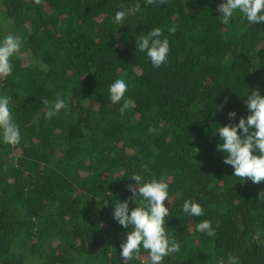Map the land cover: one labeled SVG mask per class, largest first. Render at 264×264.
<instances>
[{
  "label": "trees",
  "instance_id": "16d2710c",
  "mask_svg": "<svg viewBox=\"0 0 264 264\" xmlns=\"http://www.w3.org/2000/svg\"><path fill=\"white\" fill-rule=\"evenodd\" d=\"M223 2L0 0V42L22 38L0 76L21 137L9 145L0 130V264H151L142 247L120 257L131 226L113 218L114 204L143 199H131L133 174L168 184L165 228L180 249L161 264H264V181L234 176L215 133L247 117L253 88L264 96V23L238 10L221 23ZM157 27L170 50L153 67L136 42ZM118 78L134 102L123 114L109 98ZM57 96L68 106L48 119ZM185 200L204 215L184 213ZM203 220L215 235L196 230Z\"/></svg>",
  "mask_w": 264,
  "mask_h": 264
},
{
  "label": "clouds",
  "instance_id": "9594fccd",
  "mask_svg": "<svg viewBox=\"0 0 264 264\" xmlns=\"http://www.w3.org/2000/svg\"><path fill=\"white\" fill-rule=\"evenodd\" d=\"M40 2L41 0H35L36 4ZM146 2L152 4L155 0H146ZM160 3H164V0H160ZM139 9V3L126 10L122 7L115 13V23L122 25L126 16L135 15ZM217 10L223 24H228L237 10L250 23H264V0H224L218 5ZM175 31V27L169 29L170 33L174 34ZM162 35V30L157 27L147 35L141 36L139 42H136V48L146 52L153 67H160L166 61L170 50L168 39L166 37L161 39ZM21 43L22 38L14 35L5 36L0 42V76L6 77L11 74L10 57L19 51ZM127 90L128 85L123 78H118L109 85L110 101L113 104L123 101L119 109L121 114L134 103L131 98L125 99ZM9 102L8 96L0 97V130L4 143L15 146L20 142L21 137L18 126L13 122ZM226 102L227 97H225ZM43 103L48 105L49 101L45 99ZM245 103L249 112L246 118L242 116L238 123L225 124L216 130L215 133H218L222 140V143L217 145V151L227 153L223 162L233 167L234 176L243 182L251 180L259 184L264 181V96L253 88L251 93L247 94ZM67 106L65 99L57 96L45 113V117L50 119ZM217 107L222 108V105ZM228 115L230 119L236 117L235 111H230ZM149 131L152 132L154 129L150 128ZM254 151L258 154H253ZM131 179L135 181V186L128 185L132 193L131 199L134 201L133 198L137 195L143 199L139 204L134 201L136 206L131 210L128 200L117 201L114 204L113 218L125 228L131 226L126 239L120 244V257L124 261L131 260L142 247L148 252L151 264H161L165 256L180 249L179 243L174 238H169L165 228V217L169 215V209L164 204L168 200V184L155 178L142 181L139 174H133ZM182 211L197 217L204 215L201 205L191 200L183 202ZM196 230L209 236L215 235L208 220L198 223ZM229 264H238L237 258L230 255Z\"/></svg>",
  "mask_w": 264,
  "mask_h": 264
},
{
  "label": "rangeland",
  "instance_id": "374dc122",
  "mask_svg": "<svg viewBox=\"0 0 264 264\" xmlns=\"http://www.w3.org/2000/svg\"><path fill=\"white\" fill-rule=\"evenodd\" d=\"M27 54V52L26 51H23L22 53H21V56L22 57H24L25 55ZM23 63H27V59L25 60V58H23Z\"/></svg>",
  "mask_w": 264,
  "mask_h": 264
}]
</instances>
